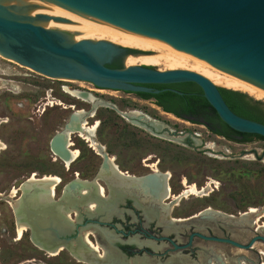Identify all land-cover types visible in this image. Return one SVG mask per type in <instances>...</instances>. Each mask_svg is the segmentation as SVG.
I'll return each instance as SVG.
<instances>
[{
  "label": "water",
  "instance_id": "95a60500",
  "mask_svg": "<svg viewBox=\"0 0 264 264\" xmlns=\"http://www.w3.org/2000/svg\"><path fill=\"white\" fill-rule=\"evenodd\" d=\"M165 47L202 59L264 88V0H0V54L3 56L48 77L132 92L158 94L161 89L150 84L193 82L201 87L204 97L224 123L236 131L264 137V123L231 109L220 90L225 86L189 69L136 64L139 55H150V51ZM117 56H123L121 68L109 65ZM81 95L87 97L89 92L82 91ZM74 119L78 120L75 113L70 121ZM69 126L68 122L64 128ZM64 132L62 129L52 137L51 149L62 160L72 161ZM103 177L97 174L92 179L76 178L65 186L58 199L48 198V204L29 210H15L17 217L28 223L33 242L46 251L65 248L87 264H165L166 261L176 264L178 259L185 260L186 264L199 263L190 254L178 250V244L170 238L175 248H165L164 241L160 244L143 241L140 247L145 243L151 248H140L129 255L119 247L118 242L127 241L108 226L127 197H136L137 201L140 195L130 191L120 193L107 182L110 192L103 197L99 192V179ZM156 178L154 173L140 178L141 196H157ZM24 183L18 198L22 204L37 191L23 189ZM85 185L93 190L83 192ZM69 197L73 198L69 200ZM115 197L118 202L113 206ZM200 215L187 222L206 217L204 212ZM86 218L90 223L83 226ZM180 222L175 219L171 225L178 227ZM96 231L101 233L102 240L97 235L94 242L90 234H97ZM103 231L110 234L111 242L102 235ZM87 237L101 248L95 249ZM203 237L244 249H250L258 238L264 239L257 236L249 245H244L231 238ZM110 251L120 261H109ZM214 258L222 260L221 254L215 252ZM140 260L144 262L139 263ZM237 261L242 264L239 258ZM212 263L213 258L208 264Z\"/></svg>",
  "mask_w": 264,
  "mask_h": 264
},
{
  "label": "rangeland",
  "instance_id": "374dc122",
  "mask_svg": "<svg viewBox=\"0 0 264 264\" xmlns=\"http://www.w3.org/2000/svg\"><path fill=\"white\" fill-rule=\"evenodd\" d=\"M153 54H155L154 51H150V55ZM148 65L163 69L157 64ZM64 87L81 91L95 88L88 82H78V80L70 82L45 76L0 54V264H87L79 261L65 248L56 255L48 253L33 242L29 226L20 237L17 232L18 217L13 207V200H18L22 191L16 194H12V191L14 188L19 190L33 174L37 177L49 174L61 177L63 181L57 186L56 199L62 195L65 184L70 183L76 176L92 179L97 174L87 170L90 164L88 160L94 159L99 162L100 158L78 135H71L70 141L75 145L70 146V149H77L80 153L70 165H67L51 149L52 137L65 126L71 113L75 109H87L90 106L89 102L64 91ZM93 91L96 97L113 101L121 106V109L135 108L153 117H159L157 116L159 109L154 100H144L134 93L117 92L115 94L122 97H112L105 91ZM237 91L246 93L249 100L259 102V105L264 108V100L246 91ZM167 122L180 131L198 132L206 145L217 146L214 147L216 151L220 146L227 144L230 152V154L216 151L204 153L200 150V145L171 142L152 136L147 131L137 130L147 133V140L162 146L166 169L174 176L170 180L172 193L177 195L179 191L178 177L180 175L186 186L195 185L196 187L195 194L182 198L177 202L178 206H174L175 204L172 206L171 216L184 217L207 205L232 214L251 207L260 208L259 211H263L264 139H254L247 145L228 144L211 134L204 126L192 121H177L178 124H175L176 120L172 119ZM129 126L131 132H136L134 130L136 127ZM115 132L117 131L114 129H108L98 141L107 147H105L107 151L119 156L123 149L119 147L121 140L114 139ZM254 149L262 154L258 160L254 157ZM244 151L246 154L241 156ZM128 152H131V149H128ZM151 153L155 152L151 151ZM212 153H218L219 156L214 157ZM140 173L142 172H134L136 175ZM205 175L210 179L204 178ZM207 181L211 185L200 191L199 186L205 187ZM204 194L207 196H202ZM71 216L74 217V212H71ZM212 218L234 224L240 230L246 229V226L232 218L221 216ZM261 220L264 222V218ZM91 235L90 238L93 240ZM221 246L224 247L223 250L220 249L221 253L223 252L226 259L228 261L230 259L232 263L237 256L243 254L255 261L259 260L253 250L245 251L229 245ZM258 249L262 252L260 261L264 264V248ZM242 263L252 264L245 262L244 259Z\"/></svg>",
  "mask_w": 264,
  "mask_h": 264
},
{
  "label": "flooded vegetation",
  "instance_id": "af4514ba",
  "mask_svg": "<svg viewBox=\"0 0 264 264\" xmlns=\"http://www.w3.org/2000/svg\"><path fill=\"white\" fill-rule=\"evenodd\" d=\"M131 51L134 52L133 50ZM115 59L123 60V56H117ZM88 83L92 84L95 87L90 89L96 91H100L101 89V91L107 92V94L112 97L113 96L122 97V95H118L115 93L125 92V93H134L137 97L142 98L144 100H154L155 104L157 105V108L159 109V112L157 113L158 114L157 116L159 117H153L148 113L137 110L135 108L133 109L127 107L126 109H121L122 107L118 106L115 102L100 98L99 99L101 100V102L96 107H94L92 102L86 101L89 102L90 106L87 109L82 108L78 110L87 111V117H86L87 127L93 128L95 125L97 126L95 132V139L97 140V142H99L98 141L99 137H103V134H105V132L108 129L109 130L114 129L115 131H117L113 134L115 137L114 139L121 140V142L119 143V147H122L123 149L120 152V155L116 156L110 153L109 151H107L106 150L107 147L103 143L99 142L101 146L104 148L103 152H105V153H101L97 151L91 145L90 142H88L85 138L80 136L79 133L74 132L73 134L81 137L85 141L86 145L90 147L95 152V154L100 158L99 162H97L94 159L88 160L90 164L87 166V170L91 172L92 171L96 172L97 174L104 175L103 174L104 172H107V170H110L116 166L115 167L117 168L116 174L122 177L123 179H128V180H132V178L135 177L142 178L149 174L154 173L156 174V177H158L156 178L157 180L154 181L155 183H157V185H159L157 188L158 189L157 196L153 197L150 194L149 197L144 195L143 196L145 198L144 202H149L151 198L160 200V202L165 204L167 208L170 207V206L168 207V205H171V212H172V206L174 204H175L174 206H178V203L173 204L175 194L172 193V191L170 192V190H172L171 186L169 190L170 194L168 195L170 197L168 196L163 197L161 200V194L165 186L164 176L169 174V178H168L169 185H170V180H172V178L174 177L173 174L168 169H166V160H165V156L163 155L164 153L162 152V146L159 144H154L151 140H147L146 138L147 133L138 132V131L144 130L147 131L148 134L152 136L165 139L171 142H178L184 145H192V146L200 145L202 149L200 147L197 148L198 149L200 148V150H202L204 153L211 151L215 152L216 151L215 148L217 146H213L212 148V146L206 145L204 140L200 138L201 135L198 132L191 133V132L180 131L172 127L167 121L175 119L176 120L175 124H178L177 121H181V122H186V120L192 121L198 125L204 126L211 134H214L219 139L223 140L225 143L228 144L233 143L238 145H247L252 143L254 139H258V137H255L253 135H243L235 131H232V129L225 127L221 121L213 118L211 114L207 112L201 114L199 112L191 110L186 106L185 101H181L179 98L176 97H170V95L168 94H170V92H174L172 89H177L176 87L173 86H167L161 89L160 93L165 94V97H163V99L161 100L157 97H152V96L145 97L144 95L141 94L144 92H132L123 89L103 88L95 85L94 83L91 82ZM197 86L201 88L199 85ZM93 90H82V91L93 93L94 92ZM64 91L67 92V90H65V87H64ZM46 104L47 103H45V105ZM251 104H253V102H251ZM78 110L75 109L71 113L66 124L70 122L71 116L74 113L76 114ZM129 125H133L134 127H136L137 129L134 128L136 132H131ZM126 141H128V143H126ZM74 145L75 143L72 142L70 146H74ZM128 149H131V152H128ZM73 150H77V149H73ZM151 151L155 153L152 154ZM216 152H223L224 154H230L229 149L227 148V144L220 146ZM253 153L255 154L254 157L256 160L260 159L262 156V154L257 152L256 149H254ZM212 154H213L212 156L214 157L219 156L218 153H212ZM245 154L246 152L244 151L241 156H244ZM106 155H107V159H106ZM78 157L79 155L77 156V158ZM77 158H74L71 161V163L75 161ZM135 171H139L142 173L136 175L134 174ZM76 178H81V177L76 176ZM204 178L210 179V177L207 175H205ZM99 182L100 185L103 186L104 188L103 190H101L99 187L100 195L103 197L108 196L110 190L108 187L109 182L107 181L106 175H104L103 178H100ZM187 182H189V180H187ZM178 185L180 188L177 195L181 194L184 191V189H186L185 187L186 184L184 183V179L181 175L178 177ZM210 185L211 183L207 181L205 187L199 186V190L202 191V189H205ZM214 187L216 186L214 185ZM213 190H215V188H213ZM101 191L103 192L101 193ZM120 193L123 192L121 191ZM121 196L122 195H120V197ZM202 196H207V195L204 194ZM55 197L56 196H53V198ZM135 200L136 197L135 199L132 197L131 198L127 197L125 199V202L119 206V209H121V211H118L113 214L111 225L108 226L110 227V229H113L116 231V233L120 234L123 240L127 241L126 243L118 242V245L129 255L134 254L140 248H151V245H147L145 243H144L145 245L144 247H140V244L143 243V241H150L153 243L155 242L156 244H160L162 241H164L165 243H167L165 248H175V245L170 240L173 239L175 243H177L179 246L178 250H182V252L185 254H190L193 259L195 258L199 262L198 264L201 263L208 264L209 259L211 258H213L212 264L215 263L220 264L222 263V261H225L229 264H239V262L237 261L238 258L240 259L241 262L244 259L245 262L247 263L262 264V261H260L262 252L258 249V248H264V239L262 238H258L253 243V245H251V247H248L250 249H244L243 247H239L228 242L210 240L203 236L231 238L240 243H243L244 245H249L255 237L264 236V230H262L264 229L263 226L264 222L261 220L262 218H264V214H261V217L257 222L251 220L250 224H247L246 231L244 232L238 229L237 226L234 224L226 223L224 220L221 219H217V220L213 219L211 215H215L216 212H220L225 214L227 217L237 218L248 213L250 211V208L244 211H238L237 214H232L221 210H217L213 208L211 205H207L202 209L197 210V212L190 213L188 215H185L184 217L171 216V212H170L166 214L167 215L166 222L160 223L159 219L156 217L153 219H148L146 217L144 208H142L138 204V201L141 200V196L137 197L138 201ZM128 209H130L131 211H128ZM203 212L206 215L205 218H200L187 222V220H189L190 218H194V216H199ZM175 219L181 221L180 222L181 224L176 228V231L167 230L166 225L171 224V221ZM260 221L261 223H259ZM89 223L90 222H87V218H86L83 222V226L85 225L87 226ZM259 227L261 231L259 230ZM241 232H243V234L246 233L245 235L247 236L244 237V235H242ZM96 233H97L96 236L95 234L91 235L93 233L90 234L93 237L94 242H97L96 240L97 235L98 238L102 240L101 233L99 231H96ZM201 234H203V236ZM161 237H168V238L164 240H160ZM199 240H201V242H199ZM221 245H229L233 248H240L245 251L253 250L256 252L257 256L259 257V260L255 261L252 258H250V256L243 254L237 256L236 260H234L232 263L230 259L229 261L226 259L225 254L223 252L221 253V250H223L222 248H224ZM214 252L221 254L222 256L221 261L214 258Z\"/></svg>",
  "mask_w": 264,
  "mask_h": 264
},
{
  "label": "bare ground",
  "instance_id": "6f19581e",
  "mask_svg": "<svg viewBox=\"0 0 264 264\" xmlns=\"http://www.w3.org/2000/svg\"><path fill=\"white\" fill-rule=\"evenodd\" d=\"M153 51L155 53L153 55H139L137 63L157 64V65H160L161 68H163V69L183 68V69L193 70V71L199 72V73L207 76L208 78H210L212 81H214L218 85L225 86V87L232 88V89L246 91L249 94L253 95L254 97L264 100V88L263 87L258 86V85L254 84L248 80H245L244 78H241L235 74L224 71V70H222V69H220V68H218V67H216V66H214V65H212V64H210V63H208L202 59H199V58L194 57L192 55H189L187 53L181 52V51L174 49L172 47H165V48H161V49H157V50H153ZM63 80L70 81V82H76V80H71V79H63ZM65 90H67V92H69L70 94H72L74 96H77V97L84 99L85 101L92 102L94 107L99 105V103L101 102V100L99 98H97L93 93H89V95L87 97H84L81 95V92H82L81 90H72L68 87H65ZM100 91H101V89H100ZM76 114L78 116V120L74 119L72 122L70 121L69 122L70 123L69 128H66V129L63 128V130L65 131L64 133H65L67 140H68L69 148H70V145L72 144V142L70 141L71 135L74 132H77L80 134V136H82L88 142H90L91 145L97 151H99L101 153H105V152H103L104 148L95 139V132H96L97 126L95 125L93 128H89L86 125L87 111L86 110H78L76 112ZM71 153H72L73 159L77 158V156L79 155L78 150H71ZM65 163L67 165H70L71 161L66 160ZM115 167L110 169V170H107V172L103 173L104 175H106L107 181L109 182L110 186L113 189L118 190V191H122V192L130 191L133 195L137 194L138 196L139 195L141 196V194H142L141 192H142L143 188H139L140 187V185H139L140 184V178L135 177V178H132V180L123 179L122 177H120L116 174L117 168H115ZM168 178H169V174L164 176L165 186H164L163 192L161 194V200L163 197H167L170 194V192L172 191V190H170L171 185H169V183H168V180H169ZM79 179H81V178H79ZM61 183H62V179H61V177H59L57 175L49 174V175L37 177L36 175L33 174L27 181H25L24 186H22V187H23V189L24 188H36L37 189L36 193L31 195V197L24 204H22L21 201H19V200H16V201L13 200L14 209L17 210L18 208H23L24 210L25 209L29 210L31 208H36V207H40V206L48 204V202H49L48 198L51 199L53 196H56L57 186L60 185ZM99 187L101 190L104 189L103 186H101V185ZM91 190H93V189L90 185L89 186L85 185V188H83V192H85V193L91 192ZM169 190H170V192H169ZM195 190H196L195 185H192L191 187L186 186V189L181 194L174 195L173 204L179 202L182 198H184L186 196L195 194ZM18 191H20V189L18 190L17 188H14V190L12 191V194H16ZM102 192L103 191H101V193ZM143 196H144V194H143ZM143 196H141L140 201H138V200L137 201H138L139 206L144 208V211L146 213V217L148 219H153L156 217L159 219L160 223L166 222V220H167L166 214L171 212V205H168V207L169 206L170 207L167 208L165 204L160 202V200L152 199V198L149 202H144L145 198ZM146 196H148V195L146 194ZM168 197H170V196H168ZM71 198H73V197H69V200H71ZM113 200H114L113 201V206H114V204L116 202H118V199L115 197ZM147 201H148V199H147ZM108 205L111 206V204H108ZM91 206H95V203H92ZM102 206L104 207V204ZM62 207L59 209L62 210ZM52 213H56L54 209H52ZM261 214H264V209H263V211H259V209L255 208V207H251L250 211L248 213L242 215L241 217L232 218V219L237 220L238 223L243 225V226H247V224H250L251 220H254V222H257L259 220V218L261 217ZM211 216L212 217H215V216L227 217L225 214L220 213V212H216L215 215H211ZM227 218H230V217H227ZM17 222H18L17 232H18L19 236L21 237L23 235V232L28 229L29 225L27 222L22 220L21 217H18ZM251 225H253V224H251ZM166 228H167V230H174L177 227H174L171 224H167ZM259 230L261 231L260 227H259ZM262 230H264V229H262ZM241 231L244 232V231H246V229H241ZM243 232H241V234L244 235V237H245L246 233L243 234ZM102 235L108 240V242H111V236L107 231H103ZM242 235H241V237H242ZM87 240L95 249H99L100 246L98 244L92 242L90 239H88V237H87ZM61 249H62V247L59 248L58 250H50L47 252L52 254V255H56ZM110 252L111 253H110L109 258H108L109 261H116V262L120 261V258L118 256H116L115 253H113L112 251H110ZM143 262H144V260L139 261V263H143ZM172 262L173 261H166L165 264H173ZM176 264H186V263H185V260L178 259V263H176ZM242 264H245V263H242Z\"/></svg>",
  "mask_w": 264,
  "mask_h": 264
},
{
  "label": "trees",
  "instance_id": "16d2710c",
  "mask_svg": "<svg viewBox=\"0 0 264 264\" xmlns=\"http://www.w3.org/2000/svg\"><path fill=\"white\" fill-rule=\"evenodd\" d=\"M109 65L111 67L121 68L123 67V60L115 59ZM149 86L158 89H163L167 86L176 87L177 89L183 91L184 94L180 96L175 92H170V94H168L170 95V97H176L179 98L181 101H185L186 106L191 110H194L201 114L204 112L211 114L213 118L221 121L225 127L232 129L230 126H228L220 119L216 110L209 104L207 99L204 97L202 89L199 88L195 83L184 82V83H175V84H150ZM220 90L223 94L224 99L226 100V102L228 103V105L231 107L232 110H234L239 115L264 123V108L259 105V102L255 101L253 102V104H251L252 101L248 99L247 94L241 91L232 90L225 87H221ZM141 94L144 95L145 97L152 96V97H157L161 100L163 99V97H165V94L162 93L159 94L141 93ZM232 131H235L239 134L253 135L255 137L264 139L263 136L257 134L243 133L236 131L234 129H232Z\"/></svg>",
  "mask_w": 264,
  "mask_h": 264
}]
</instances>
